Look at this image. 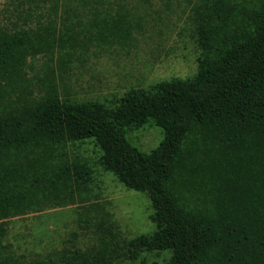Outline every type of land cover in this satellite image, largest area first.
I'll return each mask as SVG.
<instances>
[{"label":"trees","instance_id":"16d2710c","mask_svg":"<svg viewBox=\"0 0 264 264\" xmlns=\"http://www.w3.org/2000/svg\"><path fill=\"white\" fill-rule=\"evenodd\" d=\"M147 2V0H142ZM136 0H9L0 25V264H112L170 250L166 264H264V0H187L199 48L190 77L133 87L112 101L60 97L54 77L23 90L28 57L84 44L79 32L127 44ZM86 11L89 28L72 18ZM81 25L80 20L76 22ZM13 82L16 84L14 85ZM18 90V92H15ZM151 124L144 152L128 130ZM92 138L98 163L150 199V233L125 239L68 145ZM70 204L96 243L28 262L3 242L7 220Z\"/></svg>","mask_w":264,"mask_h":264},{"label":"rangeland","instance_id":"374dc122","mask_svg":"<svg viewBox=\"0 0 264 264\" xmlns=\"http://www.w3.org/2000/svg\"><path fill=\"white\" fill-rule=\"evenodd\" d=\"M7 1L0 0V25L9 20ZM136 1L139 24L127 44L107 37L105 41L95 38L96 28L79 32L84 44H75L66 52L28 57L23 68L25 78L18 81L19 87L25 91L31 88L35 93L53 76L62 98L109 102L133 87L147 88L159 80L192 76L197 69L199 48L186 23L187 0ZM72 20L79 31L90 27L92 16L82 11ZM78 20L81 25L76 23ZM162 136L161 129L151 124L131 128L127 133V139L144 152L157 146ZM68 153L91 166L93 191L123 238L155 229L149 219L152 208L148 195L126 188L99 165L101 150L92 138L70 143ZM80 210V205L70 204L9 218L3 242L10 244L14 255L28 262L42 261L70 243L80 249L91 247L97 241L96 235L79 221ZM170 254L167 249L143 250L134 259L121 258L112 264H166Z\"/></svg>","mask_w":264,"mask_h":264}]
</instances>
